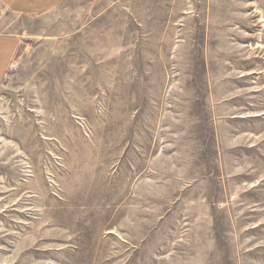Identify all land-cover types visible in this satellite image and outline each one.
<instances>
[{
  "label": "rangeland",
  "instance_id": "374dc122",
  "mask_svg": "<svg viewBox=\"0 0 264 264\" xmlns=\"http://www.w3.org/2000/svg\"><path fill=\"white\" fill-rule=\"evenodd\" d=\"M138 12L52 37L0 7V264H264V0Z\"/></svg>",
  "mask_w": 264,
  "mask_h": 264
},
{
  "label": "crops",
  "instance_id": "0c3cea01",
  "mask_svg": "<svg viewBox=\"0 0 264 264\" xmlns=\"http://www.w3.org/2000/svg\"><path fill=\"white\" fill-rule=\"evenodd\" d=\"M66 1L68 2L67 6L69 5L66 12L56 13L61 10V6L66 3ZM106 1L107 0H92L88 12H85L83 5L88 4L89 0H0V7L8 11L12 16L19 18L23 17L26 18V20L43 19L44 17L51 16L50 29H52V37L57 35L64 37L73 36L83 29H91L96 23L99 24V27L105 28L104 30L107 34L110 28H113V32L114 29L117 32L119 26H121L117 17L121 16L123 18H129L128 23L138 26L139 0H125L127 5L125 9L123 8L122 10L118 8V5L120 1L124 0H111L110 4ZM113 18H116V20H113ZM8 27L5 24V20L1 18L0 85L12 64L22 39V37L15 32L7 31ZM23 32L24 29L21 31V36ZM101 42L103 44H108L107 47H110L108 37L102 38Z\"/></svg>",
  "mask_w": 264,
  "mask_h": 264
}]
</instances>
